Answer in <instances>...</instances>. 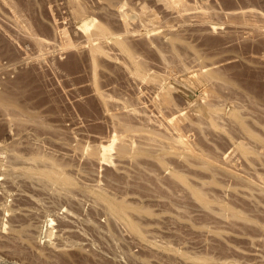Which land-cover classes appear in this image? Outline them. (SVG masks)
I'll return each mask as SVG.
<instances>
[{
	"label": "rangeland",
	"instance_id": "374dc122",
	"mask_svg": "<svg viewBox=\"0 0 264 264\" xmlns=\"http://www.w3.org/2000/svg\"><path fill=\"white\" fill-rule=\"evenodd\" d=\"M260 136L264 0H0V264H264ZM198 181L253 221L204 209Z\"/></svg>",
	"mask_w": 264,
	"mask_h": 264
},
{
	"label": "bare ground",
	"instance_id": "6f19581e",
	"mask_svg": "<svg viewBox=\"0 0 264 264\" xmlns=\"http://www.w3.org/2000/svg\"><path fill=\"white\" fill-rule=\"evenodd\" d=\"M95 24H96V23H95ZM95 24H94V25H95ZM99 25H100V24H99ZM95 26H96V25H95ZM95 26H93V28H92V26H91V28H92V31L97 32V31H95L96 29L93 30ZM101 26H102V25H101ZM91 28H90V30H91ZM95 28H96V27H95ZM97 30H98V29H97ZM99 30H100V29H99ZM94 32H92V34H93ZM97 33H98V32H97ZM99 33H100V32H99ZM95 34H96V33H95ZM95 34H94V35H95ZM188 69H189V68H188ZM190 69H191V68H190ZM209 69H210V68H209ZM211 69H212V68H211ZM205 72H206V71H205ZM210 72H211V71H210ZM208 73H209V71H208ZM203 75H204V74H203ZM209 75H210V74H209ZM191 76H192V75H191ZM212 76H213V74H212ZM212 76H211V77L209 76L210 79L212 78ZM193 77H194V76H193ZM209 77H208V80H209ZM199 78H200V77H199ZM202 78H205V77H202ZM206 78H207V77H206ZM216 78H217V77H216ZM196 79H197V78H196ZM200 79H201V78H200ZM219 79H221V77H220ZM222 79H223V78H222ZM212 80H213V79H211V81H212ZM227 80H228V79H227ZM227 80L225 81V78H224L223 81H222V80H221V81H222V82H228L229 80H228V81H227ZM221 81L219 80V85H218L219 87H220V85L222 86ZM197 82H199V81H197ZM216 82H217V79L214 80V83H215L214 85H216ZM229 82H230V81H229ZM229 82H228V83H225V84H227V85L229 84V85H230V89H231V88H232V86H231V84H230L231 82H230V83H229ZM208 83H209V82H208ZM199 84H200V83H199ZM217 84H218V83H217ZM225 84H223V87H224ZM210 85H211V84H210ZM214 85H213V86H214ZM229 85H228V86H229ZM200 86H202V85H200ZM216 86H217V85H216ZM216 86H215V87H216ZM228 86H225L226 89H229V88H227ZM208 87H209V86H208ZM215 87H214V88H215ZM219 87H218V88H219ZM211 88H212V87H211ZM211 88H210V89H211ZM234 88H235V87H233L232 89L237 91V89H234ZM222 89H223V88H222ZM214 90H215V89H214ZM207 91H209V90H207ZM225 91H226V90H225ZM231 91H232V90H231ZM231 91H230V93H231ZM236 91H232V93H233V92H236ZM236 94H237V93H235V94L233 93V95H235V96H236ZM213 103H215V102H213ZM213 103H212V105H213ZM209 104H211V103H209ZM209 104H208V105H209ZM215 104H216V103H215ZM212 105L209 106V110H211V111H212V109H213V108L211 107ZM213 106H214V107H215V106L217 107V105H213ZM219 106H220V105H219ZM210 108H212V109H210ZM218 110H219V109H218ZM222 110H223V109H222ZM222 110H219V111H221V113L218 111L220 114H219L218 112H217L216 114H214V113H213V114H214V115H217L216 117H218V118H220V119H221V118L224 119L223 117H224L225 115H223V114H226V113H222ZM207 111H208V109H207ZM215 111H217V110H215ZM224 111H225V110H224ZM224 111H223V112H224ZM209 112H210V111H209ZM212 112H213V111H212ZM16 113L18 114V112H16ZM242 119H243V118H242ZM244 120H246V119H244ZM240 121H242V120H240ZM246 121H247V120H246ZM246 121L242 122V126H243L242 128H245V129H246V130L252 135L253 132H251V130H250L249 128H246V124L248 123V122H246ZM124 125L126 126V124H124ZM240 125H241V122H240ZM133 126H134V125H133ZM249 127H250V126H249ZM129 128H130V126L128 127V129H129ZM138 128H139V127H138ZM126 129H127V128H126ZM128 129H127V130H128ZM141 129H142V128H141ZM127 130H126V131H127ZM129 131H130V129H129ZM151 132H152V131H151ZM151 132H150V133H151ZM147 133H148V132H147ZM152 133H153V132H152ZM156 133H157V132H156ZM156 133H155V134H156ZM160 133H161V132H160ZM160 133H157V134H160ZM155 134H152V136L155 135ZM160 135H162V133H161ZM160 135H159V136H160ZM164 135H166V134H164ZM156 137H157V135H156ZM161 137H162V139L164 138V139L166 140V137H163V136H161ZM167 137H168V136H167ZM260 137H261V136H260ZM260 137H259V138H260ZM115 138H116V137H115ZM115 138H113V139H115ZM120 138H121V137H120ZM120 138H119V140H120ZM148 138H149V137H148ZM261 138H263V137H261ZM261 138H260V139H261ZM159 139H160V137H159ZM162 139H161V140H162ZM177 139H178V138H177ZM177 139H176V141H177ZM263 139H264V138H263ZM116 140H117V138H116L115 140H113V141H114L113 144L116 142ZM119 140H117V141H119ZM126 140H127L126 138H125V139L123 138V140H121V142H119V143L116 142L114 145L110 142L111 144H109V148H110V149H113V148H114V149H115V150L113 149L114 151H116V150L118 149V153H119L120 155H122V154L124 155V153H125V155H126V153H127L128 151H131L129 147H132V146H130L131 144L129 145L130 142L128 143V141H126ZM154 140H155V138H154ZM167 140L169 141V140H171V139L169 138V139H167ZM172 140H173V138H172ZM122 141H123V142H122ZM124 141H126V142L128 143V144H127V143L125 144V145H127V147H125V145H124L125 142H124ZM157 141H158V140H157ZM178 141H180V140H178ZM120 143H122V144L120 145ZM131 143H132V142H131ZM173 143H174V142H173ZM177 143H178V142H177ZM179 143H180V142H179ZM118 144H119V145H118ZM134 145H135V144H134ZM160 145H161L160 148L164 146V144H163V146H162V144H160ZM165 145H166V144H165ZM172 145H173V144H172ZM115 146H116L117 149L115 148ZM137 146H138V145H137ZM158 146H159V145H158ZM112 147H113V148H112ZM133 147H134V146H133ZM165 147H166V148H167V147H170V144H169V146H164V148H162V150L166 149ZM242 147H243L242 149H243V151H244V152H243L244 155L247 156V154H248V152H249V151H248L249 148H248L247 146H242ZM139 148L142 149V147H139ZM139 148H137V150H138ZM143 148H144V147H143ZM5 149H6V148H5ZM8 149H9V148H8ZM8 149H6V150H8ZM82 149H83V148H82ZM127 149H129V150H127ZM140 149H139L138 151H140ZM3 150H4V149H3ZM9 150H10V149H9ZM74 150L76 151V149H74ZM84 150H85V149H84ZM89 150H90V149H89ZM95 150H96V149H95ZM98 150H99V148H98ZM126 150H127V152H126ZM132 150H133V148H132ZM134 150H135V147H134ZM137 150H135V151H137ZM142 150L144 151L145 148L142 149ZM11 151H13V150L11 149ZM80 151H81V150L79 149V152H80ZM96 151H97V150H96ZM111 151H112V150H111ZM165 151H166V150H165ZM9 152H10V151H9ZM43 152H44V151H43ZM43 152H42V156H44L45 153H46V152H45L44 155H43ZM81 152H82V151H81ZM93 152H94V151H93ZM93 152H92V153H93ZM100 152H101V151H100ZM133 152H134V151H133ZM141 152H142V151H141ZM11 153L14 155L13 152H11ZM38 153H39V152H38ZM50 153L52 154V156L55 154L53 151L50 152ZM53 153H54V154H53ZM88 153H89V151H88ZM88 153H87V155H88ZM114 153H115V152H114ZM116 153H117V152H116ZM118 153H117V154H118ZM121 153H122V154H121ZM129 153H130V154H129ZM129 153H128V155H131L132 151L129 152ZM40 154H41V153H40ZM51 154H50V155H51ZM78 154L80 155V153H78ZM81 154H82V153H81ZM94 154H95V155H94ZM94 154H92V156L94 155V159H95V161H97V160H96L97 158H95V156H96V152H95ZM98 154H99V153H98ZM100 154L103 156L102 153H100ZM100 154L97 155L98 158L101 157ZM132 154H133V153H132ZM135 154H136V153H135ZM46 155L49 156V154H46ZM46 155H45V156H46ZM87 155H86V156H87ZM125 155H124V156H125ZM137 155H138V152H137ZM36 156H38L39 158H41V156H40L39 154H38V155L36 154ZM52 156H49V157H50V158L48 159L49 162L46 163L47 165L45 164V166H46L45 168H48V167L50 166V165L48 166V164H52V163H50V162H51V159H53L52 161L56 164L55 160H56V157H57V156H56V157H55V155H54L53 157H52ZM104 156H105V155H104ZM104 156H103L101 159H103ZM133 156H134V155H133ZM34 157H35V156L32 157L33 160H34V159H36V160L39 159V158H34ZM51 157H52V158H51ZM84 157H85V155H84ZM137 157H138V156H137ZM44 158H46V157H44ZM44 158H43V159H44ZM105 158H106V156H105ZM105 158H104V159H105ZM114 158H115V157H114ZM114 158H112V159H114ZM120 158H121V157H120ZM126 158H127V156L125 157V159H126ZM138 158H139V157H138ZM57 159H58V158H57ZM83 159H84V158H83ZM83 159H81V160H83ZM87 159H88V158H87ZM107 159H108V158H107ZM115 159H116V158H115ZM33 160H32V161H33ZM36 160H35V162L37 163ZM39 160H42V159H39ZM39 160H38V161H39ZM44 160H45V159H44ZM84 160H85V159H84ZM121 160H122V158H121ZM121 160H120V161H121ZM56 161H57V160H56ZM60 161H61V160H60ZM60 161L58 160L59 163H58V162H57V163H58L59 165L56 164L57 166H56L54 163H53L54 165L52 164V165L54 166V168L57 167L56 169H59V170H56V169L52 168V165L49 167V168H50L49 171H51V170H53V169L55 170V171H54V170H53V171L56 173V176L52 177L53 175H55V173H53L52 171L49 172L48 169H46V170H44V171L49 172V173H50L49 178L52 177V178H54L55 180L57 179V181H58L59 183H61V181H59L60 179L57 177V175H60V174H61V175H60V178L63 177V178L61 179L62 182L65 181V182L67 183L68 181L71 180L69 183H71V184L73 185L74 182H75V185H76V187H77V185H79V184H76L77 182L75 181V178H74L73 176H72V177L69 176V175H71V174H73V173L70 174V173L68 172V173H69V175H68V173L65 172V171H68V170H65L66 168L63 167L64 164H63L62 162H61V164H60ZM86 161H87V160H86ZM106 161H107V160H106ZM113 161H114V160H113ZM124 161H125V160H124ZM126 161H127V160H126ZM133 161H134V160L132 159V162H131V163H133ZM45 162H47V160H45ZM45 162H44V163H45ZM82 162H83V161H82ZM101 162H102V161H101ZM110 162H111V161H110ZM115 162H116V161H115ZM134 162H135V161H134ZM142 162H144V161H142ZM33 163H34V161H33ZM36 163H34V164H36ZM104 163H105V162H104ZM118 163H119V161H118ZM118 163H117V164H118ZM122 163H123V162H122ZM42 164H43V163H42ZM84 164H85V163H84ZM87 164H88V163H87ZM95 164H96V163H95ZM95 164L93 163V165H95ZM99 164H100V162H99ZM105 164H106V163H105ZM123 164H124V163H123ZM126 164H127V163H126ZM141 164H143V163H141ZM141 164H140V165H141ZM144 164H145V163H144ZM144 164H143V165H144ZM37 165H38V163L36 164V167L34 166V168H33L34 172H35V169L37 168ZM40 165H41V164H40ZM65 165H66V164H65ZM67 165H68V164H67ZM69 165H70V164H69ZM69 165H68V166H69ZM71 165H72V164H71ZM82 165H83V164H82ZM82 165H81V167H82ZM85 165H86V164H85ZM89 165H90V164H89ZM129 165H130V164H129ZM134 165H136V164H134ZM143 165H141V166H143ZM42 166H44V165H42ZM47 166H48V167H47ZM58 166L61 167V169H62V168H65V169H63V170H64L63 173H59V172H62V170H61ZM114 166H117V167L119 166V168H120V165H116V163H115ZM121 166L124 167L125 165H121ZM137 166H139V162H138ZM40 167H41V166H38V168L36 169L37 171H36L34 174L36 175V173H38L39 176H40V178H41L42 175H40V173H42L43 169H40ZM72 167H73V165H72ZM74 167H75V165H74ZM88 167H91V166H88ZM106 167H108V166H106ZM109 167H110V166H109ZM111 167H112V166H111ZM125 167H126V166H125ZM130 167H132V166H130ZM133 167H134V166H133ZM145 167H147V166H144V168H145ZM43 168H44V167H43ZM45 168H44V169H45ZM76 168H77V167H76ZM76 168H75V169H76ZM83 168H84V166H83ZM119 168H118V169H119ZM134 168H135V167H134ZM151 168H153V167H151ZM38 169H39V170H38ZM72 169H73V168H72ZM77 169L80 170L81 168H77ZM85 169H86V168H85ZM88 169H89V168H88ZM94 169L96 170L95 167H94ZM114 169H116V168H114ZM114 169H112V170H114ZM135 169H137V168H135ZM138 169H139V167H138ZM164 169H165V168H164ZM29 170L33 171V170H32V167H31ZM40 170H41V171H40ZM60 170H61V171H60ZM70 170H71V169H70ZM86 170H87V169H86ZM108 170H109V169H108ZM116 170H117V169H116ZM120 170L123 171V172L125 173V170H122L121 168H120ZM120 170H118V171H120ZM142 170H143V169H142ZM38 171H40V173H39ZM58 171H59V172H58ZM75 171H76V170H75ZM110 171H111V170H110ZM121 171H120V172H121ZM127 171H128V170H127ZM127 171H126V172H127ZM134 171H135V170H134ZM143 171H144V170H143ZM211 171H213V170L211 169ZM47 172L45 173L46 175L49 174V173L47 174ZM57 172H58V174H57ZM64 172L68 175L69 180L66 179L67 177L64 179V176L66 175V174H64ZM80 172H81V171H80ZM83 172H84V171H83ZM86 172H87V171H86ZM86 172H84V173H86ZM88 172H89V171H88ZM120 172H119V173H120ZM51 173H52V174H51ZM84 173H83V174H84ZM106 173H107V171H106ZM111 173H113V172H111ZM115 173H116V172H115ZM62 174H64V175H62ZM75 174H77V173H75ZM79 174H80V173H79ZM89 174H90V172H89ZM93 174L95 175V174H96V171H94ZM108 174H109V173H108ZM108 174H106V175L108 176ZM113 174H114V173H113ZM120 174H121V173H120ZM128 174H129V173H128ZM141 174H142V173H141ZM51 175H52V176H51ZM67 175H66V176H67ZM77 175H78V174H77ZM77 175H76V177H78ZM80 175H81V174H80ZM104 175H105V174H104ZM116 175H117V174H116ZM123 175H124V174H123ZM126 175H127V173L125 174V176H126ZM29 176H32V175H29ZM39 176L36 175L35 178L38 179ZM43 176H45V175L43 174ZM50 176H51V177H50ZM74 176H75V175H74ZM87 176H88V175H87ZM87 176H86V177H87ZM92 176H93V175H92ZM97 176H98V175H97ZM112 176L114 177V175H112ZM121 176H122V175H121ZM125 176H124V177H125ZM130 176H131V175H130ZM47 177H48V176H47ZM55 177H56V178H55ZM81 177H83V176H80V178H81ZM88 177H89V176H88ZM101 177H102V176H101ZM108 177H110V175H109ZM108 177H107V178H108ZM113 177H111V179H112ZM117 177H119V176L117 175ZM128 177H129V175H128ZM133 177H134V176H133ZM245 177H246V176H245ZM71 178H73L74 181H72ZM80 178H79V179H80ZM83 178H84V177H83ZM92 178H93V177H92ZM96 178H98V177H96ZM99 178H100V177H99ZM99 178H98V179H99ZM103 178H104V176L102 177V179H103ZM114 178H115V177H114ZM130 178H131V177H130ZM58 179H59V180H58ZM81 179H82V178H81ZM89 179H90V177H89ZM94 179H95V178H94ZM102 179H101V180H102ZM104 179H105V178H104ZM109 179H110V178H109ZM109 179H108V180H109ZM118 179H119V178H118ZM131 179H132V178H131ZM249 179L251 180V178H249ZM252 179H253V178H252ZM42 180H43V177H42ZM47 180H48V179H47ZM63 180H64V181H63ZM106 180H107V179H106ZM112 180H113V179H112ZM183 180H184V179H183ZM246 180L248 181V177L246 178ZM250 180H249L250 183H253V184L255 183L254 180H251V181H250ZM43 181H44V180H43ZM45 181H46V180H45ZM45 181H44V183L48 182V181H46V182H45ZM77 181H79V180H77ZM81 181H82V180H81ZM96 181H97V180H96ZM99 181H100V180H99ZM113 181H114V180H113ZM113 181H112V183L110 182V184H114L115 182L113 183ZM50 182L52 183V181H50ZM50 182H48V183H50ZM65 182H64V183H65ZM72 182H73V183H72ZM83 182H84V181H83ZM88 182H89V181H88ZM90 182H91V180H90ZM93 182H94V181H93ZM97 182H98V181H97ZM106 182H107V181H106ZM198 182H200V184L196 182V185L193 186V188H191L192 191L194 190V192H192L191 190H190V192L193 193V194L196 193V195H195V194H194V195H195L196 197H198L197 199L200 200V201H199V202L201 203L200 205H201L204 209H207V210H209V211H211V212H215V213H217L221 218H223V219H225V220L228 219L229 217H231L232 219L234 218L235 220H238V219H240V220H242V221L244 220V221L246 222V224H247L248 221H250V222L253 221L252 219L249 220V219L244 218L242 215H245V214H241V213H242L241 210L238 209V211H237L235 208L233 209L232 207H230V206H228L227 204H224V203H222V202H219V203H218V204H219L218 210H215V207H214V205H213L214 202H215V201L213 202L214 199H213V200L210 199V197L207 195L206 191L204 190V188H203V186H202V185H205V181H198ZM48 183H47V184H48ZM54 183H55V182H54ZM54 183H53V185H54ZM69 183H67V184H69ZM78 183H80V182H78ZM95 183H96V182H95ZM99 183H100V182H99ZM101 183H102V182H101ZM101 183H100V184H101ZM108 183H109V181H108ZM108 183H107V184H108ZM129 183H131V181H130ZM47 184H46V185H47ZM55 184H57V183H55ZM61 184H63V183H61ZM67 184H66V185L63 184V186L66 187ZM71 184H70V187H69V185H68V186L65 188L66 191H68V187H69L70 190H76V189L78 188V187L76 188V187H74V186L72 187ZM82 184H83V183H82ZM87 184H88V183H87ZM48 185H51V184H48ZM83 185L86 186V182H85V184H83ZM89 185H90V184H89ZM89 185H88V186H89ZM91 185H92V183H91ZM94 185H95V184H94ZM98 185H99V184H98ZM117 185H118V184H117ZM184 185H185V184H184ZM193 185H194V183H193ZM251 185H252V184H251ZM255 185H256V183H255ZM257 185H258V189H259L258 191H260V192H264V183H261L260 185L257 184ZM80 186H81V185H80ZM88 186H87V187H88ZM101 186H102V185H101ZM112 186H113V185H112ZM185 186H186V185H185ZM253 186H254V185H253ZM87 187H86V189H87ZM94 187H95V186H94ZM108 187H111V186L109 185ZM108 187H104V188L106 189V188H108ZM118 187H119V185H118ZM118 187H116V188H118ZM188 187H189V186H188ZM188 187H186V188H188ZM190 187H191V185H190ZM190 187H189L188 189H190ZM255 187H256V186H255ZM71 188H73V189H71ZM80 188H81V187H79V189H78L77 191H79V192L81 193L82 191H80V190H81ZM89 188H90V187H88V189H89ZM113 188H114V187H113ZM120 188H121V187H120ZM122 188H123V187H122ZM83 189H85V188H82V190H83ZM94 189H95V188H94ZM100 189H101V188H100ZM108 189H109V188H108ZM101 190L104 191V189H101ZM110 190H111V189H110ZM110 190H109V191H110ZM112 190H113V189H112ZM115 190H116V189H115ZM115 190H114V191H115ZM120 190H121V189H120ZM77 191H76V192H77ZM85 191L88 192V194H92V195H90V196H93V193L95 192V191H94V192H91V193H90L89 190H84V192H85ZM91 191H93V190H91ZM106 191H107V189H106ZM114 191H113V192H114ZM116 191H117V190H116ZM73 192H74V191H72L71 194H72ZM84 192H83V194H84ZM86 192H85V194H87ZM111 192H112V191H111ZM122 192H123V191H122ZM74 193H75V192H74ZM99 193H101V192H99ZM103 193H104V192H103ZM108 193H109V192H108ZM246 193H247V192H246ZM67 194H68V192H67ZM88 194H87V195H88ZM94 194H95V193H94ZM96 194H97V193H96ZM112 194H113V193H112ZM112 194H111V196H112ZM121 194H122V193H121ZM124 194H125V192H124ZM247 194H249V193H247ZM68 195H70V192H69ZM72 195H73V194H72ZM72 195H71V197H72ZM87 195H86V197H88ZM98 195H99V194H98ZM98 195H97V197H98ZM94 196H95V195H94ZM94 196H93V197H94ZM113 196H114V199H115V198H116V200L118 199L116 195L113 194ZM115 196H116V197H115ZM119 196H120V195H119ZM127 196H128V195H127ZM95 197H96V196H95ZM103 197L105 198V196H103ZM90 198H92V197H90ZM100 198H101V195H100ZM100 198H99V200H100ZM104 198H101V199H104ZM94 199H96V201L98 200L97 198H93V200H91V201H94ZM106 199H109V198L106 197L104 200L106 201ZM119 199H120V198H119ZM119 199H118V202L121 201L123 198L120 199V200H119ZM99 200H98L97 202H99ZM116 200H115V202H117ZM125 200H126V202H127V199H126V198H125ZM125 200H124V204H125ZM105 201H104V202H105ZM108 201H109V200H108ZM108 201H107V202H108ZM122 201H123V200H122ZM122 201H121V203L123 204ZM101 202H103V200H102ZM109 202H111V201H109ZM129 202H132V201L129 200ZM105 203H106V202H105ZM94 204H96V203H94ZM94 204H93V205H94ZM99 204L102 205V203H100V202H99ZM99 204H98V205H99ZM108 204H109V203H107L106 205H108ZM112 204H114V203H112ZM122 204H121V206L119 207L120 209L118 208V206H117V208H116V206L114 205V206H115L114 209H116V210H117V209H118V210H121V211H118V210H117L119 213L122 212V211H125V210L127 209V208H126V209L122 208V207H125V205H122ZM126 204H127V203H126ZM129 205H130V204H127V206H129ZM200 205H199V206H200ZM96 206H97V205H96ZM102 206L104 207V205H102ZM130 206H131V205H130ZM201 206H200V207H201ZM89 207H90V206H89ZM107 207L109 208V205H108ZM96 208H97V207H96ZM112 208H113V206H112ZM112 208H111V206H110V209H112ZM100 209H101V208H100ZM100 209L98 208V210H100ZM105 209H107V208H105ZM110 209H107L106 211H108V210H110ZM114 209H113V210H114ZM128 209H129V208H128ZM128 209H127L126 211H128ZM133 209H134V208H133ZM204 209H203V210H204ZM96 210H97V209H96ZM103 210H104V209H103ZM111 211H112V210H110L109 212H111ZM114 211H115V210H114ZM126 211H125V212H126ZM130 211H131V209H130ZM136 211H137V210H136ZM240 211H241V212H240ZM96 212H97V211H96ZM118 212H117V215H118ZM115 213H116V212H115ZM127 213H129V212H127ZM140 213H141V212H140ZM228 213H229V214H228ZM106 214H107V213H106ZM110 214H111V213H110ZM110 214H109V215H110ZM112 214H113V213H112ZM124 214H125V213H124ZM73 216H74V215H73ZM104 216H106V215L104 214ZM110 216L115 217L116 214H115L114 216H113V215H110ZM119 216H120V217H119ZM119 216H117V218L119 217L120 219H123V217L121 218V215H119ZM126 216H128V214H126ZM89 217H90V216H89ZM84 218H85V217H84ZM90 219H91V218H90ZM113 219H115V218H113ZM127 219H129V218H127ZM234 219H233V220H234ZM107 220H108V219H107ZM109 220H110V219H109ZM115 220H116V219H115ZM86 221H87V220H86ZM119 221H120V220H119ZM119 221H118V222H119ZM130 221H131V220H130ZM130 221H129V222H130ZM53 222H54V220H53ZM87 222H88V221H87ZM97 222H98V221H97ZM112 222H113V221H112ZM123 222H125V223H127V224H130V223H128L125 219H124ZM250 222H248V224H250ZM255 222H256V221H255ZM91 223H92V222H91ZM131 223H132V221H131ZM135 223H136V222H135ZM89 224H90V223H89ZM89 224H88V225H89ZM98 224H99V222H98ZM110 224H111V223H110ZM137 224H139V223L137 222L136 224H134V222H133L131 227L136 228V227H138ZM248 224H247V225H248ZM259 224H260V223H259ZM69 225H70V223H69ZM90 225H91V224H90ZM94 225H95V224H94ZM100 225H101V224H100ZM114 225H115V224H114ZM136 225H137V226H136ZM251 225L253 226V224H251ZM85 226H86V225H85ZM91 226H92V225H91ZM254 226H258L257 223H254ZM259 226H260V225H259ZM259 226H258V227H259ZM70 227H71V225H70ZM96 227H97V226H96ZM100 227H102V226H100ZM262 227H263V226H262ZM262 227H259V228H260V229H259L260 231H261V228H262ZM98 228H99V226H98ZM138 228H139V230H141L140 226H139ZM138 228H136V229H138ZM256 228H257V227H256ZM263 228H264V227H263ZM68 229H69V228H68ZM100 229H101V228H100ZM136 229H135V230H136ZM69 230H70V229H69ZM73 230H74V229H73ZM98 232H99V231H98ZM98 232H97V233H98ZM100 232H101V231H100ZM105 232H106V231H105ZM97 233H94V234H97ZM102 233H103V232H101V234H102ZM102 235H103V234H102ZM104 236H105V235H104ZM112 237H113V236H112ZM100 238H101V237H100ZM252 238H253V237H252ZM254 240H255V239H254ZM253 252H254V251H253ZM257 253H258V252H257ZM261 255H262V254H261ZM263 255H264V254H263ZM259 256H260V255H259ZM254 257H255V256H254ZM261 258H262V257H261ZM263 258H264V257H263ZM256 259H257V258H256ZM258 259H259V258H258ZM259 260H260V259H259Z\"/></svg>",
	"mask_w": 264,
	"mask_h": 264
}]
</instances>
